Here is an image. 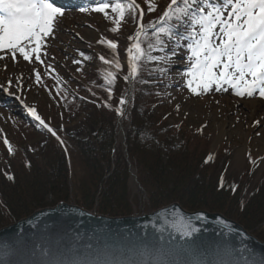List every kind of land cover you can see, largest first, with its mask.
I'll list each match as a JSON object with an SVG mask.
<instances>
[{
	"label": "snow or ice",
	"instance_id": "snow-or-ice-1",
	"mask_svg": "<svg viewBox=\"0 0 264 264\" xmlns=\"http://www.w3.org/2000/svg\"><path fill=\"white\" fill-rule=\"evenodd\" d=\"M144 3L147 13L157 11L156 0H144ZM108 9L116 14L115 27L110 31H118L126 16H131L136 25L134 34L128 37L132 41L126 49L129 73L123 77L130 85L150 83L141 76L147 64L153 65L149 75L167 77L172 65L179 62L184 64L185 71L177 75L186 78V86L193 94L199 96L213 90L228 92L231 89L237 97H253L258 93L264 98V0H170L161 14L148 23H144L146 12L137 0L115 3L95 0L91 8L113 18ZM80 11L90 9L82 7ZM64 15L65 9L57 6L55 0H0V62L7 59L18 63L22 58L34 65L35 81L41 84L42 71L49 75L56 72L43 57L49 55L48 41L54 38ZM98 43L106 44L113 53L111 60L103 55L99 59L104 65L119 70L117 42L101 39ZM154 52L159 54L154 55ZM181 54L184 58L179 60ZM80 56L91 59L84 52H80ZM71 63L79 65L82 61L73 59ZM4 67L7 70L8 65ZM115 78L114 71L104 77L109 95ZM16 79L22 80L23 74ZM55 79L64 82L59 74ZM14 83V79L7 80L8 87ZM151 83H163V80ZM8 87L0 84V90L8 91ZM131 90L130 87L128 92ZM125 104V97H121L120 105ZM176 107L179 109L180 105ZM28 111L40 125L48 127L35 108L29 107ZM116 111L123 116L124 108ZM256 123L261 124V121ZM48 130L56 135L51 128ZM4 143L9 145L11 153L13 150L7 139ZM4 174L14 180V176ZM165 219L166 224L157 228L158 235L148 240L145 234V239L130 247L99 239L96 243H83L79 239L3 241L0 242V264H264V254L257 257L246 246L232 243L225 230L220 233L225 237L223 242L207 246L197 242L196 234L201 229L190 219L183 216ZM166 227L176 232L182 242L177 243L175 237L166 239L163 235Z\"/></svg>",
	"mask_w": 264,
	"mask_h": 264
},
{
	"label": "trees",
	"instance_id": "trees-1",
	"mask_svg": "<svg viewBox=\"0 0 264 264\" xmlns=\"http://www.w3.org/2000/svg\"><path fill=\"white\" fill-rule=\"evenodd\" d=\"M169 2L156 0L159 5L154 13H147V5L144 1L140 3L146 12L145 23L155 20ZM130 23L136 26L133 19ZM114 41L121 61L130 42ZM99 57H96L98 66L86 72L73 96L93 109L98 124L94 135L79 139L57 133L59 141L50 134L52 141L43 151L36 146H15L12 156L5 157L8 167H0V227L60 201L89 211L97 201L96 212L111 217L130 215L137 205L144 212L178 203L187 211L221 213L264 242V171L256 177L250 156L236 179L235 175L227 174L230 159L227 147L221 146L209 160L207 138L166 127L162 113L151 109L154 100H158L157 106L164 105L162 100L167 101L162 92L166 87L164 77L149 75L152 64L145 65L141 72L142 78L150 83H134L126 134L128 159L146 193L147 200L140 205L141 197L132 194L128 186L124 156L113 149L119 116L116 109L121 108L120 99L128 91L129 82L123 77L129 70L122 61L116 70L104 65ZM105 58L111 60L113 56ZM109 71L116 74L111 95L104 79ZM160 79L163 83H151ZM5 172L14 176V180H9Z\"/></svg>",
	"mask_w": 264,
	"mask_h": 264
},
{
	"label": "rangeland",
	"instance_id": "rangeland-1",
	"mask_svg": "<svg viewBox=\"0 0 264 264\" xmlns=\"http://www.w3.org/2000/svg\"><path fill=\"white\" fill-rule=\"evenodd\" d=\"M143 1L137 0L138 3ZM112 2L115 3L117 0H112ZM55 3L65 9V15L59 21L54 38L48 41L49 55L44 56L43 59L52 64L56 72L49 75L42 71V83L37 84L33 71L34 65L23 61L22 58L18 63L7 59L0 62V84L8 87L7 80H15V83L8 87V91L0 90V167L2 169L8 167L5 157L12 156V152L8 151L9 145L4 143L5 139L10 145L14 144L11 145L12 150L15 146L21 148L36 146L40 151H43L52 141L48 128L59 135L79 139L94 135L98 124L94 119L93 109L73 97L75 96L74 90L77 83L84 81L83 77L86 76V72H90L92 67L98 66L96 57L100 55L113 56L112 50L106 44H100L98 41L117 39L121 43H128L130 42L128 37L132 36L136 29V26L130 23L131 16H126L118 31H110L115 27L114 17L116 14L111 13V9H108L110 17H113L109 18L105 17L103 13L92 11L91 8L94 6L95 0H55ZM82 7L89 8L90 11L81 12ZM80 52H84L85 56L91 57V59L85 60L80 56ZM87 52H91L94 57L86 55ZM116 53L119 54L117 51ZM50 57H55V59H50ZM183 58V54L178 57L179 60ZM73 59L81 60L82 63L73 64L71 63ZM121 61L127 65L126 58ZM5 64L8 65L7 70H5ZM40 68L43 69V66ZM77 68L80 70L77 71ZM183 71H185L183 63L178 62L172 65L168 76L163 78L166 85H171L162 91L167 101L162 100L164 105L157 106L156 101L158 100H154V107H151L152 112L157 110L158 113H162V120L166 127H177L178 130L207 138L208 154L216 155L221 146L227 147V156L230 158L226 168L227 174L235 175L236 179L241 176L252 158L250 156H253L252 163L255 161L253 165L256 177H259L264 171V163H261L264 160V106L252 115L253 110L244 104L250 97H237L231 89L228 92L213 90L199 96L193 94L186 86V78L177 75L178 72ZM21 73L23 79L17 80L16 78L20 77ZM56 74H59L64 82H58L55 79ZM17 84L20 87H17ZM130 87L131 92L127 91L128 95L125 96L127 103L121 105L124 108V114L118 116L115 126V143L113 144V149L121 152L123 156L125 150L127 158L126 134L130 120L131 94L134 88L128 83V90ZM251 98L261 99L258 93ZM232 99H240L242 102L232 106ZM177 104L180 105L179 109L176 107ZM29 107L36 109L37 114L48 125L47 128L40 125L38 121L30 122V117L34 120L35 118L28 111ZM256 121H261V124H257ZM129 164L135 171L136 182L132 180L128 169V186L131 188L132 194L141 197L139 203L142 205L147 200L146 193L139 184L136 170L130 161ZM49 201L48 199L47 202L49 203ZM54 205H47V207ZM96 206L97 201L90 211L97 213ZM138 206L134 207L132 214L141 213Z\"/></svg>",
	"mask_w": 264,
	"mask_h": 264
},
{
	"label": "water",
	"instance_id": "water-1",
	"mask_svg": "<svg viewBox=\"0 0 264 264\" xmlns=\"http://www.w3.org/2000/svg\"><path fill=\"white\" fill-rule=\"evenodd\" d=\"M124 156L130 176L136 182L135 171L129 164L125 150ZM179 216L190 219L201 229L196 234L198 243L213 246L217 242H223L225 237L220 233L225 230L232 243L246 246L257 257L264 254V242L236 221L218 212L187 211L178 203L139 214L111 217L91 212L75 204L60 202L52 207L37 209L30 215L1 227L0 242L23 238L40 242L79 239L83 243H96L99 239L109 244L130 247L145 239V234L148 240L158 235L157 228L166 224V217L171 219ZM163 235L166 239L175 237L177 243L182 242L170 227L165 228Z\"/></svg>",
	"mask_w": 264,
	"mask_h": 264
},
{
	"label": "bare ground",
	"instance_id": "bare-ground-1",
	"mask_svg": "<svg viewBox=\"0 0 264 264\" xmlns=\"http://www.w3.org/2000/svg\"><path fill=\"white\" fill-rule=\"evenodd\" d=\"M241 102H242V100H240V99H232L231 105L234 106V105L241 103ZM244 104L253 110L252 115H254L253 114L254 112H257L260 108H262V106H264V98L257 99V98H251L250 97L249 99H247V101L244 102Z\"/></svg>",
	"mask_w": 264,
	"mask_h": 264
}]
</instances>
